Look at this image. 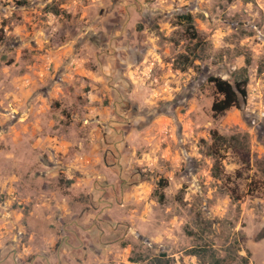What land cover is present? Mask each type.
I'll use <instances>...</instances> for the list:
<instances>
[{"label":"rangeland","instance_id":"obj_1","mask_svg":"<svg viewBox=\"0 0 264 264\" xmlns=\"http://www.w3.org/2000/svg\"><path fill=\"white\" fill-rule=\"evenodd\" d=\"M197 247L264 264V0H0V264Z\"/></svg>","mask_w":264,"mask_h":264},{"label":"trees","instance_id":"obj_2","mask_svg":"<svg viewBox=\"0 0 264 264\" xmlns=\"http://www.w3.org/2000/svg\"><path fill=\"white\" fill-rule=\"evenodd\" d=\"M58 15V11H54ZM190 23L191 18H187ZM189 56H193L196 60L199 58L196 53L191 50ZM189 56L184 55V60L180 61L183 69L187 68ZM211 82L214 83L216 98L213 103L212 111L215 118L224 116L225 113L231 108H242L247 103L248 92L247 86L249 83L248 69L246 67L236 70L230 80H222L219 78H212ZM222 97V99H219ZM190 255L197 257L202 264H249V256L234 259L229 262L226 258H220L217 253L208 247H197L190 250ZM171 260L166 254H161L156 257L151 264H170ZM150 264V263H149Z\"/></svg>","mask_w":264,"mask_h":264}]
</instances>
